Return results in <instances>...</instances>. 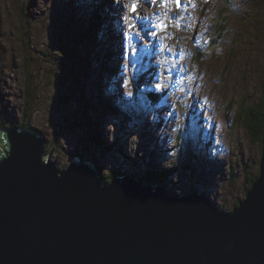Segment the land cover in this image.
I'll return each mask as SVG.
<instances>
[{
  "label": "rangeland",
  "instance_id": "obj_1",
  "mask_svg": "<svg viewBox=\"0 0 264 264\" xmlns=\"http://www.w3.org/2000/svg\"><path fill=\"white\" fill-rule=\"evenodd\" d=\"M132 2L0 0V124L33 128L60 169L87 156L104 186L114 174L231 211L263 159L264 131L240 107L263 100L264 0H138L135 13ZM52 116L80 124L69 129L81 149Z\"/></svg>",
  "mask_w": 264,
  "mask_h": 264
},
{
  "label": "water",
  "instance_id": "obj_2",
  "mask_svg": "<svg viewBox=\"0 0 264 264\" xmlns=\"http://www.w3.org/2000/svg\"><path fill=\"white\" fill-rule=\"evenodd\" d=\"M73 122L49 120L76 150ZM33 130H0V264H264V152L247 199L222 214L196 193L167 198L114 174L104 186L81 153L61 171Z\"/></svg>",
  "mask_w": 264,
  "mask_h": 264
},
{
  "label": "trees",
  "instance_id": "obj_3",
  "mask_svg": "<svg viewBox=\"0 0 264 264\" xmlns=\"http://www.w3.org/2000/svg\"><path fill=\"white\" fill-rule=\"evenodd\" d=\"M225 22L227 23V21H226V19L223 17V19H221V18H219V20H218V30H221L222 31V33L224 32V24H225ZM217 38V37H216ZM198 56H199V53H198ZM30 89L33 91V92H31L30 91ZM29 93L31 94V97H30V95H29ZM34 90L30 87L29 89H28V91H27V98H26V100H25V108H24V111L26 112L25 113V117H27V116H29L30 118H31V110H32V105H33V98H34ZM33 97V98H32ZM263 100H260V103L258 104V105H251L250 103H246V101H245V103L242 101V105H241V107H240V105L238 106V107H240L241 108V110L246 114L245 115V117H244V120H245V122H247V121H252L251 122V126H253V130L254 131H256V130H258V131H264V123L262 122L261 123V121H259V122H254L253 121V116L255 115H261L262 113H264V95H263ZM240 104V103H239ZM1 122H2V119H1ZM5 122V120H3V123ZM248 123V122H247ZM254 123L256 124L255 125V127L256 128H254ZM19 124H21L22 125V121H18L17 120V122H13L12 123V125L10 126V127H12V128H18V127H16V126H18ZM1 126H0V130H2L3 128L5 129V128H10V127H7V126H4V125H2V124H0ZM16 125V126H15ZM25 125V124H24ZM30 126H32V124H30ZM33 127H36V126H34L33 125ZM252 128V127H251ZM258 137V139L260 140V142H262V136H260V135H258L257 136ZM86 161V160H85ZM89 161V160H88ZM88 161H86V162H88ZM90 161H92L91 159H90ZM95 166H96V163L95 162H92ZM149 168V167H148ZM145 178H148V173H146L145 172ZM156 175H158L157 173H155ZM258 175L259 174H257L255 177H254V179H252V180H250V182H251V184H254L255 183V181L257 180V178H258ZM161 177L162 178H164V175L162 174L161 175Z\"/></svg>",
  "mask_w": 264,
  "mask_h": 264
},
{
  "label": "bare ground",
  "instance_id": "obj_4",
  "mask_svg": "<svg viewBox=\"0 0 264 264\" xmlns=\"http://www.w3.org/2000/svg\"><path fill=\"white\" fill-rule=\"evenodd\" d=\"M152 18H155V17H152ZM27 21V20H26ZM37 22V21H36ZM143 22V21H142ZM145 25V24H144ZM146 29H148V28H146ZM42 30V29H41ZM24 37V36H23ZM24 39V38H23ZM28 40V39H27ZM26 44V43H25ZM218 125V124H217ZM217 125H216V128H217ZM215 128V130H214V135H216V131H217V129ZM3 131H11V130H16V128H11V129H9V128H3L2 129ZM15 132H17V131H15ZM112 133V132H111ZM264 134V133H263ZM43 139H44V137H43ZM216 139V138H215ZM263 140H264V135L262 136V146L264 147V143H263ZM5 148V147H4ZM3 148V149H4ZM263 152H264V150L262 149V155H263ZM75 160V159H74ZM73 160V161H74ZM261 163H262V161L260 162V169H259V175H258V178H257V180L255 181V183L254 184H256L257 183V181L260 179V177H261ZM86 165H90L91 167H92V171H94V172H96L95 171V169H96V166L92 163V162H89V163H85ZM67 169H68V167L65 169V170H63V169H60L61 171H64V172H66L67 171ZM112 176V175H111ZM99 179L100 180H102L103 178H101V177H99ZM252 191V190H251ZM250 191V192H251ZM250 192H248V193H250ZM191 196V195H190ZM190 196H184V198H189ZM173 199H177L176 197H174ZM240 207V206H239ZM239 207H237V208H239ZM237 208H235V209H237ZM222 213V212H221ZM223 214V213H222Z\"/></svg>",
  "mask_w": 264,
  "mask_h": 264
},
{
  "label": "snow or ice",
  "instance_id": "obj_5",
  "mask_svg": "<svg viewBox=\"0 0 264 264\" xmlns=\"http://www.w3.org/2000/svg\"><path fill=\"white\" fill-rule=\"evenodd\" d=\"M175 3L177 7H180V0H162L163 6L165 8L168 7L169 3ZM138 7V0H133L132 4H131V10L133 13H135V11L137 10ZM135 25L134 24H130V28H134Z\"/></svg>",
  "mask_w": 264,
  "mask_h": 264
}]
</instances>
